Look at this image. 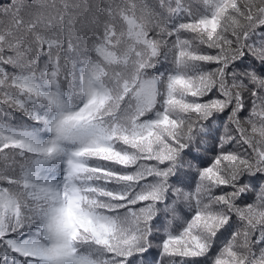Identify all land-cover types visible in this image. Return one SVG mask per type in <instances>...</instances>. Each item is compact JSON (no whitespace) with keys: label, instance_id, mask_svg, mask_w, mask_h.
<instances>
[{"label":"snow or ice","instance_id":"6c2138e0","mask_svg":"<svg viewBox=\"0 0 264 264\" xmlns=\"http://www.w3.org/2000/svg\"><path fill=\"white\" fill-rule=\"evenodd\" d=\"M32 8L0 0V264H264V0Z\"/></svg>","mask_w":264,"mask_h":264},{"label":"trees","instance_id":"16d2710c","mask_svg":"<svg viewBox=\"0 0 264 264\" xmlns=\"http://www.w3.org/2000/svg\"><path fill=\"white\" fill-rule=\"evenodd\" d=\"M57 2L59 3V0H57ZM145 2L153 7V8H156L158 9L159 8V0H145ZM201 2V0H185V3L186 4H190L192 5L194 8L196 7L197 4H199ZM23 3L26 4V5H31L33 6L32 10H36L38 4H39V0H23ZM68 3L70 5H74V4H80L81 6L84 5L85 3V0H68ZM70 11L74 12V13H78L80 11H82V8L81 9H70ZM4 18L3 17H0V20H3ZM258 119V118H257ZM216 126L219 128V134H222L224 132V123H223V120H218L216 122ZM207 148L209 149V151L205 154V157H204V161H205V166H209L210 165V162L211 160L214 158V155L215 153L212 151L213 147L215 146L213 144L212 141H209L208 144L206 145ZM217 151H218V148H217ZM259 183L260 181L257 180L256 181V191L259 190ZM193 190H194V182H193ZM256 191H249L247 194H246V199L249 201V202H253L254 199H255V196H256ZM178 212L181 216H184L186 213H189V209L186 207V206H183L181 205L179 208H178ZM178 223V222H177ZM174 230L175 231H180V227L177 226V224H174ZM224 238L222 237L218 242L217 244L218 245H223L224 243ZM217 255L219 254L218 252L216 253ZM155 258L156 260V264H159V260L161 259V257H159L157 255V249L156 247L154 246L153 249H152V252L149 254V257L148 259L151 260L152 258ZM209 259H212L211 257H209ZM203 264H207V261H204Z\"/></svg>","mask_w":264,"mask_h":264}]
</instances>
